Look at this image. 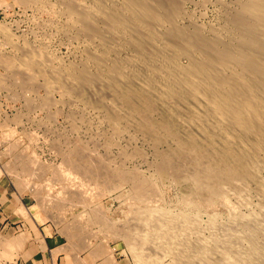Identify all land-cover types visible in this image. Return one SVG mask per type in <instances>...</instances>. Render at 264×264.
<instances>
[{
    "label": "rangeland",
    "instance_id": "rangeland-1",
    "mask_svg": "<svg viewBox=\"0 0 264 264\" xmlns=\"http://www.w3.org/2000/svg\"><path fill=\"white\" fill-rule=\"evenodd\" d=\"M23 1L0 0V264H18L31 257L39 247L33 243L35 238L41 239L38 231L35 232L37 227H31L35 233L23 228L16 216L33 217L39 226L60 234L63 243L81 248L95 243L117 246L125 264H150L151 259L167 264V258L151 255L145 245L138 242V230L133 226L136 218L133 217H138L145 208H166L174 212L190 210L192 207L182 203L190 196L187 194L190 188L174 175L157 174L161 156L177 148L162 130L155 139L152 132L144 129V121L151 118L158 127L163 110L149 112L140 100H133L134 107L128 106L121 97L127 86L135 89L137 84L142 85L145 65L139 58L143 51L132 46L134 40L139 42L140 36L135 37L130 29L125 30L126 33L124 30L114 32L117 31L113 30L114 24L110 25L105 14H98V9L111 11L116 8V14H120L118 9L124 0H65L64 4L59 0ZM68 1L70 4L77 2L73 7ZM159 1L167 4L169 0ZM242 1L176 0L184 16L174 25L184 30L198 25L205 36L214 27L223 29L226 34V17ZM96 4H101L100 8ZM72 8L77 11L91 9L90 17L82 15L87 19L92 17L90 27L93 28L88 30L87 24L79 23L82 12L74 10L71 15L68 10ZM93 9L97 11L95 14ZM141 41L148 48L142 38ZM28 53L36 56L28 58ZM39 53L43 55L39 57ZM25 56L27 58H23ZM101 57L103 66L96 63ZM177 59L181 66L188 63L184 57ZM118 66L124 72L121 73L123 81L126 78L129 83L118 81L122 79L114 74ZM70 72L79 77L85 73L89 81H93L91 84L88 81L86 87L82 79L77 75L71 77ZM109 76L113 77L108 79ZM118 83L121 92L116 90ZM65 84L68 91L62 87ZM135 107L147 112L144 115L136 113ZM173 123L180 125L181 120H173ZM173 161L180 165V158L175 157ZM137 181L145 186L139 190L144 193L142 197L135 187ZM253 190L249 206L238 208L244 215L258 206L259 197ZM151 191L153 198H150ZM8 199L11 200L8 202ZM215 210L220 220L228 218L225 207L219 205ZM208 211H199V219H208V214L212 213ZM2 240L18 241V244L8 247Z\"/></svg>",
    "mask_w": 264,
    "mask_h": 264
},
{
    "label": "bare ground",
    "instance_id": "bare-ground-1",
    "mask_svg": "<svg viewBox=\"0 0 264 264\" xmlns=\"http://www.w3.org/2000/svg\"><path fill=\"white\" fill-rule=\"evenodd\" d=\"M59 1L64 4L67 0ZM175 1L169 0L167 5L159 0H124L118 9L121 16L116 14V8L102 11L101 4L100 6L96 4L100 8L98 14H105L104 18L107 17L110 25L114 24L113 30L117 29L114 32L130 29L133 30L134 36H140L137 38L139 42L134 40L135 44L132 46L143 51L139 58L145 65L144 72H140L143 78L140 81L142 85L137 84L135 89L124 85L126 88L123 87L125 89L121 97L128 106L134 107L133 100L136 102L140 100L149 112L163 110L162 114L160 113L163 117H160L158 127L151 118L144 121V129L152 132L155 139L159 138L158 131L162 130L175 142L177 148L161 156L157 174L160 172L159 175L166 177L174 175L188 183L190 188V193H187L190 196L182 201L192 207L190 210L174 212L165 210L166 208H145L139 212L138 217H133L136 219H133L135 222L133 221L132 225L138 230L136 239L145 245V249L147 248L151 255L160 254L167 258L169 260L167 264H264V0L240 2L239 6L226 17L228 29L224 27L227 35L222 32L223 29L216 30L214 27L208 31L207 36L203 35V29L198 25L188 30L174 25V22L184 16H181L180 3ZM23 2L26 3L25 0ZM76 2L72 1L73 4L70 5L74 7ZM93 3L95 4V2L91 4ZM163 8L169 9L167 14H165L167 10L163 11ZM75 9H69L68 12L72 15ZM83 10L80 11L82 13L79 12L81 14L79 23L87 24L89 30L93 19L90 21L92 17L87 19L82 14L90 17L91 9ZM93 12L95 14L97 11L93 9ZM124 12L127 15H124ZM141 38L147 43L148 48ZM27 52L26 50L24 54ZM40 53L39 57L43 55L40 56ZM28 54V58L34 59L33 56H36ZM179 57L186 58L188 63L181 66V63L178 64L179 61L177 63ZM102 61L104 60L101 57L96 63ZM130 64L133 65L131 62ZM115 71V76L122 78L118 81L122 82L123 70L118 66ZM70 73L72 75V72ZM82 74V78L76 75L87 87L89 78L85 73ZM58 75L55 78H58ZM73 75L71 77H74ZM110 77L113 76H109L108 79ZM71 80L70 83L72 81L77 83L76 80ZM123 82L127 83L128 79L124 78ZM119 83L114 86L117 88ZM66 85L62 87L68 91ZM62 87L60 85L59 88ZM119 89L121 85L116 90L119 92ZM137 112L144 115L147 111L136 108ZM178 119L181 120L180 125L174 126L173 120ZM175 157L180 158V165L174 164ZM178 166L180 168H177ZM143 186L144 184L139 181L135 182L138 191ZM252 190L259 197L258 206L255 211L253 209L244 215L238 208L249 206ZM143 195L144 193L139 191L138 196ZM153 196L151 191L150 198ZM219 205L228 210L226 220H220L221 217L215 213V208ZM202 209L212 212L205 221L198 217ZM3 241L8 247L18 244V241L13 240L11 243L2 240V244ZM16 250L19 248L16 247ZM146 256L143 258L146 259ZM139 258L137 256V261ZM150 261V264L157 262L154 259ZM157 263L160 264L159 261Z\"/></svg>",
    "mask_w": 264,
    "mask_h": 264
},
{
    "label": "crops",
    "instance_id": "crops-1",
    "mask_svg": "<svg viewBox=\"0 0 264 264\" xmlns=\"http://www.w3.org/2000/svg\"><path fill=\"white\" fill-rule=\"evenodd\" d=\"M10 200L8 199V202ZM16 218L23 228L33 231L31 227H37L35 232L38 231L41 235V239L33 240L35 245L39 244L37 251L31 257L19 261L18 264H125V259L120 257L121 253L117 246L95 243L85 248L77 247L74 244L63 243L60 234L39 226L33 217L24 219L16 216ZM29 249L32 250V247Z\"/></svg>",
    "mask_w": 264,
    "mask_h": 264
}]
</instances>
